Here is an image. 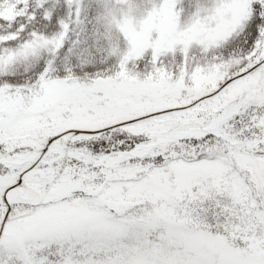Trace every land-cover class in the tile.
Wrapping results in <instances>:
<instances>
[{
  "label": "snow or ice",
  "instance_id": "obj_1",
  "mask_svg": "<svg viewBox=\"0 0 264 264\" xmlns=\"http://www.w3.org/2000/svg\"><path fill=\"white\" fill-rule=\"evenodd\" d=\"M0 264H264V0H0Z\"/></svg>",
  "mask_w": 264,
  "mask_h": 264
},
{
  "label": "rangeland",
  "instance_id": "obj_2",
  "mask_svg": "<svg viewBox=\"0 0 264 264\" xmlns=\"http://www.w3.org/2000/svg\"><path fill=\"white\" fill-rule=\"evenodd\" d=\"M180 6L186 7L187 6V0H180Z\"/></svg>",
  "mask_w": 264,
  "mask_h": 264
}]
</instances>
